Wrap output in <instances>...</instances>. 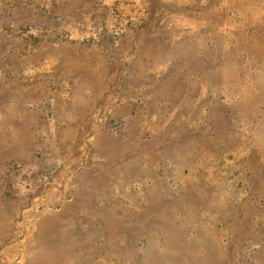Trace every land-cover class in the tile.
<instances>
[{"label": "rangeland", "instance_id": "1", "mask_svg": "<svg viewBox=\"0 0 264 264\" xmlns=\"http://www.w3.org/2000/svg\"><path fill=\"white\" fill-rule=\"evenodd\" d=\"M0 264H264V0H0Z\"/></svg>", "mask_w": 264, "mask_h": 264}]
</instances>
